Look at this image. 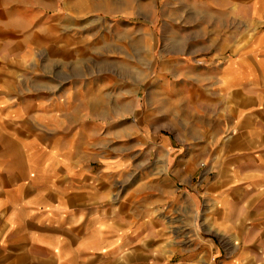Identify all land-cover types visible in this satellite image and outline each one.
Segmentation results:
<instances>
[{"label":"crops","instance_id":"obj_1","mask_svg":"<svg viewBox=\"0 0 264 264\" xmlns=\"http://www.w3.org/2000/svg\"><path fill=\"white\" fill-rule=\"evenodd\" d=\"M211 3L232 5V52L215 69L232 96V155L262 164L264 0ZM63 22L0 5V264H185L157 220L174 199L168 165L142 179L140 165L109 161L108 93L46 64V46L55 55L76 42L61 44L56 27L76 25Z\"/></svg>","mask_w":264,"mask_h":264},{"label":"rangeland","instance_id":"obj_2","mask_svg":"<svg viewBox=\"0 0 264 264\" xmlns=\"http://www.w3.org/2000/svg\"><path fill=\"white\" fill-rule=\"evenodd\" d=\"M211 2L0 5H21L27 20L75 22L69 33L63 31L69 25L56 27L62 45L69 35L76 42L55 55L46 46V64L81 72L108 93L109 161L140 165L142 179L161 178L149 169L152 163L168 165L174 199L157 220L172 228L174 262L264 264V163L232 155V96L220 89L215 73L232 52V5Z\"/></svg>","mask_w":264,"mask_h":264}]
</instances>
